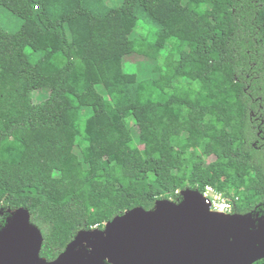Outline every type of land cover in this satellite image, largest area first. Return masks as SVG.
<instances>
[{
  "label": "trees",
  "instance_id": "obj_1",
  "mask_svg": "<svg viewBox=\"0 0 264 264\" xmlns=\"http://www.w3.org/2000/svg\"><path fill=\"white\" fill-rule=\"evenodd\" d=\"M106 1L0 0L22 19L0 24V229L27 209L55 258L82 231L208 185L264 214V0ZM120 17L148 30L135 37ZM131 58L134 81L110 71ZM152 58L178 76L169 86ZM49 106L70 113L69 133L34 123ZM192 115L202 140L173 131Z\"/></svg>",
  "mask_w": 264,
  "mask_h": 264
},
{
  "label": "water",
  "instance_id": "obj_2",
  "mask_svg": "<svg viewBox=\"0 0 264 264\" xmlns=\"http://www.w3.org/2000/svg\"><path fill=\"white\" fill-rule=\"evenodd\" d=\"M181 195L179 202L161 199L152 210L138 207L107 222L104 228L82 231L55 261L73 250L81 237L91 236L95 252L109 250L108 257L114 255V264H253L264 258V227L252 229L247 218L254 214L252 211L216 213L210 211L202 193L187 189ZM15 212L23 213L25 218L22 224L17 221L21 236L11 256L20 255L19 247L25 246L26 252L30 248L39 258L43 242L40 230L30 223L27 209ZM30 239L34 245L27 242ZM116 240L125 244H115ZM12 257L0 253V264L15 259Z\"/></svg>",
  "mask_w": 264,
  "mask_h": 264
},
{
  "label": "rangeland",
  "instance_id": "obj_3",
  "mask_svg": "<svg viewBox=\"0 0 264 264\" xmlns=\"http://www.w3.org/2000/svg\"><path fill=\"white\" fill-rule=\"evenodd\" d=\"M121 2H122V0H107L106 4L109 6H114V5L120 4ZM117 20L121 21L125 25V29H126L127 33H130L131 35H133L135 37H139L140 32H142V31L146 32L148 30L147 26H145L144 21H141V24L136 28L135 27V21L132 20L131 18L128 20L126 17H120ZM21 22H22V19L19 16L15 15L13 12H11L9 9H7L5 7H0V24L4 28H6L8 31L13 32V31H16L17 29H19L21 26ZM104 24H105V22L101 23V25H104ZM166 28H167L169 33H173L174 26L172 23H166ZM184 29L189 32L188 33L189 37H193V34L191 33V30H190V29H192V22L189 19H186V21L184 22ZM71 35H72V32H71ZM163 37H164V35L161 36V38H163ZM153 48L155 50L159 49V47L157 45H153ZM214 48H216V46H214ZM80 49H84V50H80ZM86 50H87L86 46H83L81 48L78 47L77 49H74L73 53L76 57H79L82 54H84L86 52ZM54 59H55L56 63H58L59 65L63 64L64 61L66 60L65 57L63 56V54H61V53L54 55ZM125 64H126L125 65L126 70L123 71L121 69L120 60L117 59V60H114L113 62L111 61L109 63V69L112 73H115V74L117 73V75L125 77V79L128 82L134 81L136 79V76L138 75L137 66L134 64V61L132 58L130 59V61L128 59H126ZM147 65H148V68L150 67V69L152 70V73L157 78V81L161 87L169 86L178 77V76L176 77V76H170V75L163 74L161 72V68L156 67V60L153 58L147 62ZM45 96H46L45 90H42L38 93L36 92L35 93V100L40 101V100L44 99ZM192 117H194V116L192 115L191 118L189 120L185 121L180 128L175 127V129L173 131L177 134H182V135H186L187 133H195L198 135L199 139L202 140L203 136L198 134V130L196 128L195 120ZM71 121H72V118H71L70 113L68 111L59 112L53 106H49V107L44 108L42 110V117L40 119H35L34 123H36L37 125H49V126H52L54 128L60 129L64 133H69L71 131V129L69 127V123ZM123 132H124L127 139H132L133 136H134V138H136V135L138 134V129L135 128L134 131L131 133V131L129 132L126 129V127L123 126ZM76 156H77V154L75 153L72 156V158L75 159ZM257 205H258V207L259 206L263 207V203H259ZM257 209H258L257 207L254 208L252 210V213H260L261 214L262 211H258ZM260 214L259 215L250 214V216L247 217L250 220L249 223L253 225L252 226L253 230L264 227V216H261ZM9 218H10L9 222L6 224V226L2 230H0V231H2V232H0V246H1L0 253H1V255L2 254L5 255V257L6 256L12 257L11 256V255H13L12 250L13 249L15 250L16 242L20 239V236H21L19 223L22 224L25 217H24V214L21 212H15V210H10V217ZM16 218H19V219H16ZM17 221H19V223ZM124 232H127V231H124ZM261 236H263V235H261ZM114 243L115 244L120 243L123 245L125 244V243H123L122 240H116V241H114ZM75 248L76 249H73L71 251L67 250V252L62 256L63 259L69 255H73V252H77L78 251L77 246ZM14 255H17V254H14ZM15 260L16 259H12L11 261H15ZM62 260H60V262Z\"/></svg>",
  "mask_w": 264,
  "mask_h": 264
},
{
  "label": "flooded vegetation",
  "instance_id": "obj_4",
  "mask_svg": "<svg viewBox=\"0 0 264 264\" xmlns=\"http://www.w3.org/2000/svg\"><path fill=\"white\" fill-rule=\"evenodd\" d=\"M254 212V211H253ZM233 213H239L234 210ZM260 213H254L253 215H259ZM261 216H264V214H260ZM10 217V216H9ZM9 217H7V222L9 220ZM95 242L94 238L91 236L88 239H84L81 237L78 240L77 243V252H73V255H69L65 257L61 262L55 261L57 260L63 253H59V255L55 258H50L49 256H43L41 251L39 253V258L33 253V250L29 248L30 252H26L27 249L25 246H20V255H17L14 258L18 261H9L1 264H114L113 261H111V258L114 259V255L111 257H108V254L110 253L109 250H101V254L99 252H95L93 249L92 244ZM28 243L33 244L32 239L27 240ZM75 246L73 247V249ZM103 249V247H100ZM17 249V248H16ZM84 249V250H83ZM97 249V248H96ZM65 252V251H64ZM101 257V260L99 258ZM43 259V260H42ZM253 264H264V258L261 260L256 261Z\"/></svg>",
  "mask_w": 264,
  "mask_h": 264
},
{
  "label": "built area",
  "instance_id": "obj_5",
  "mask_svg": "<svg viewBox=\"0 0 264 264\" xmlns=\"http://www.w3.org/2000/svg\"><path fill=\"white\" fill-rule=\"evenodd\" d=\"M202 196L212 212L231 214L235 210V201L216 186L208 185Z\"/></svg>",
  "mask_w": 264,
  "mask_h": 264
}]
</instances>
